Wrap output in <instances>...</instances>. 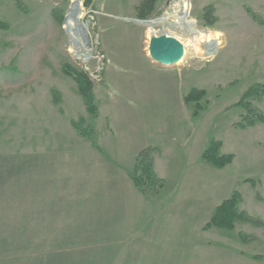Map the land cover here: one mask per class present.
<instances>
[{"label": "rangeland", "instance_id": "1", "mask_svg": "<svg viewBox=\"0 0 264 264\" xmlns=\"http://www.w3.org/2000/svg\"><path fill=\"white\" fill-rule=\"evenodd\" d=\"M20 1L17 7L15 0H0V20L9 24L0 29V264H264V122L236 126L245 113L236 103L250 85L264 82V0H188L187 30L164 31L184 47L171 66L148 55L149 38L161 28L150 32L137 22L164 16L176 0H151L142 19L143 0H75L86 25L85 60L75 53L82 41L64 28L74 0ZM200 33L212 39L198 44L203 51L219 42L209 57L195 52L193 37ZM75 73L90 83L95 116ZM131 87L140 89L127 92ZM191 88L205 91L198 107L184 101ZM249 101L264 113V96ZM107 108L120 142L114 152L100 145L103 134L114 135L104 122ZM72 120L94 129L99 150ZM131 135L144 142L162 138L161 152L156 157L157 146L151 154L164 180L157 192H141L130 179L137 154L130 156L124 138ZM211 139L221 142L222 154H233L229 164L202 160ZM79 168L103 178L80 183ZM126 168L131 188L145 195L127 210L124 204L123 244L109 236H72L93 225L87 215L96 209L82 200L91 203L98 187L116 189V180L107 187L105 177ZM233 190L239 209L262 225L206 226ZM96 221L103 235L114 222Z\"/></svg>", "mask_w": 264, "mask_h": 264}, {"label": "trees", "instance_id": "2", "mask_svg": "<svg viewBox=\"0 0 264 264\" xmlns=\"http://www.w3.org/2000/svg\"><path fill=\"white\" fill-rule=\"evenodd\" d=\"M17 7L21 6L20 0H15ZM151 0H143L139 8V18H145L148 7H150ZM206 9L212 10L211 6H207ZM254 19L258 20L256 14H251ZM9 24L5 21L0 20V29L7 30ZM78 86V91L82 96V99L86 105V110L90 115L95 116L97 114V107L93 102V97L91 95L90 83L86 80L85 76L81 73H75L72 75ZM205 95L204 90H197L191 88L189 92L184 96V101L189 103L193 102L196 106H199L200 99ZM264 96V82H257L250 85L242 94L239 101L236 105L242 107L245 110V113L241 116L240 120L236 123V126L243 128L246 126L254 125L258 122H264V113L255 109L250 104V98ZM196 113V111L194 112ZM72 127L75 131L82 137L90 140L93 146L99 150L94 140L91 138L94 133V129L90 128L89 130L84 127L83 121H71ZM221 142L219 140L211 139L204 150H202L200 157L202 160L211 163L212 165L221 167L229 164L233 158V154H222L220 152ZM155 150L153 147H147L140 150L137 153L135 159V165L132 170L129 172L130 179L132 180L134 186L141 192H144L146 189H153L158 191L164 187V180L157 177L153 169V158L152 152ZM252 184H255L251 180ZM240 202V195L236 190H233L231 195L223 200L218 206L215 207L213 215L208 221L206 226H214L221 229L231 230L234 228L235 222L241 221L245 223H250L252 225L260 226L262 222L251 215L246 211L240 210L238 204ZM239 238L242 241L248 240V237L242 233H238Z\"/></svg>", "mask_w": 264, "mask_h": 264}, {"label": "crops", "instance_id": "3", "mask_svg": "<svg viewBox=\"0 0 264 264\" xmlns=\"http://www.w3.org/2000/svg\"><path fill=\"white\" fill-rule=\"evenodd\" d=\"M135 87H131L130 90H128L127 92L133 93L135 91H139L140 88H138L137 90H134ZM106 112H107V116L106 115L105 116L107 117V120H105L104 122L106 123V121H107L113 130V124L110 123V121H109L110 117H112L111 116V108H107ZM126 114L127 113L124 111V115H126ZM105 126H106V124H105ZM113 132H114V135L109 134L110 136H107V134L106 135L103 134V140H102V143L100 145H102L101 147H103V150L106 152H108V151L114 152L115 150H117L119 148L118 146H120V142L115 141L118 139V136L116 135V132L114 130H113ZM141 137L142 136H139V135H136V136L131 135V136L126 137L128 139L124 138V145L131 143L132 152H134L133 154H130V156L136 155L140 150L147 148V147H153V148H155V150H157L159 147L158 152H156V154H155L157 157V155L162 150V147H160L157 144L160 142H163L162 138H160L157 141L158 143H155L156 141H154V140H156V139H152L150 137V139H148L144 142L143 139L140 141ZM151 140H153V141H151ZM153 166H154V168H157L156 164H155V157H154V161H153ZM102 169H104V172H106L105 170H107L109 168H102ZM127 169H129V168H126L125 171L122 170L121 173L117 172L118 174L113 173L112 175L105 177L104 182H105L107 187L109 186V181H110V183H112L115 179L118 189L117 188L116 189L110 188L113 190V191H110L109 188L104 190V189H100V187H98L99 193L96 192V195L93 197L94 200L91 203L87 202L86 200H82V202H84L83 206L84 205L87 207L91 206L92 208L96 209L95 215L93 213L90 214V212H88L89 214L87 215L89 218H91L90 221L93 222V225H92V227L88 226V229L80 230V232H76V231L74 232L73 231L72 236H74L76 238H78V237L80 238V237H83L86 235L95 236V237H97V236L100 237V235L101 236H107V237L109 236L110 238H117L116 240L119 239V241H121L123 244L124 234L126 231L125 225L121 222L123 219L122 214H124V204H126L125 208L127 210V208L131 205V202L137 200L136 197H139V199H142V197L140 196L141 193H139L136 190V188H135V190H133V188H131L132 182L130 181V179L127 175ZM85 170H87V169L85 168L84 170H82L81 168H79L77 170V172L79 173L78 174V181L80 183L91 182V183L96 184L100 181L101 178H103V175L101 176L100 173L88 174V172H86ZM155 171H156V169H155ZM156 172H158V170ZM116 175L122 176L119 181H118ZM107 190H109V191H107ZM108 193H110V194H108ZM107 195H111V196H107ZM137 195H139V196H137ZM143 195H145V194H143ZM103 216H106L107 220H108V218L111 219L112 221L114 220L112 225L108 224V226H107V230H109L110 232L106 230V233L104 235L101 232V228H103V227L96 224L97 223L96 220H98V218H102ZM139 216L140 217L138 218V220L142 219V221H143L144 218H141L142 215L139 214ZM146 216L148 217V215H146ZM150 218L152 220L153 217L150 216ZM150 218H148V219H150ZM128 225H129V220L126 221V227ZM132 227L134 230H137V231L139 230V229H135V224H133ZM66 231L69 232V230H66ZM139 233H141L140 230H139ZM77 241H79V240H77ZM141 241H138V242L140 243ZM79 247L81 248V244H79Z\"/></svg>", "mask_w": 264, "mask_h": 264}, {"label": "bare ground", "instance_id": "4", "mask_svg": "<svg viewBox=\"0 0 264 264\" xmlns=\"http://www.w3.org/2000/svg\"><path fill=\"white\" fill-rule=\"evenodd\" d=\"M189 7L190 6L188 0H176L172 2L168 13L161 18L151 21H139L137 23L144 25L150 32H154L152 29L153 27H160L162 30L161 32H164L166 31V29L173 27L187 30V26L191 23V21H189L187 18ZM81 11L82 9L80 2L75 0L72 1L69 9L65 14L64 28L71 40L77 39L79 40L78 42H80V40L82 41V44L80 43V46L77 50H75V53L77 57L85 60L88 54L87 47L82 36L84 35L86 25L81 21ZM192 33L194 32L192 31ZM210 36L211 35L209 33H200L198 36L193 37V46L197 54H202L209 57L212 52L215 51L216 47L219 44L216 38V41L213 43L210 49L212 52L210 50L203 51L198 45L201 42H209L210 40H212Z\"/></svg>", "mask_w": 264, "mask_h": 264}, {"label": "water", "instance_id": "5", "mask_svg": "<svg viewBox=\"0 0 264 264\" xmlns=\"http://www.w3.org/2000/svg\"><path fill=\"white\" fill-rule=\"evenodd\" d=\"M161 17L159 16L155 19ZM138 21L142 22L145 20ZM147 51L152 61L163 66H171L177 64L181 59L184 53V47L174 36L161 32L150 36Z\"/></svg>", "mask_w": 264, "mask_h": 264}]
</instances>
